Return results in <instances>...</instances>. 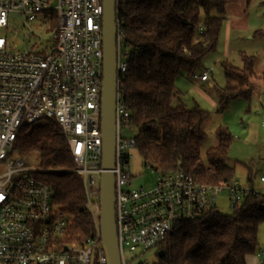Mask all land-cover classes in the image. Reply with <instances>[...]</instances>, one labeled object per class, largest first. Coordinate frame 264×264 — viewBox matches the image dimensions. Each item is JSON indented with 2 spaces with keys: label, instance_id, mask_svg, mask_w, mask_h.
<instances>
[{
  "label": "built area",
  "instance_id": "built-area-1",
  "mask_svg": "<svg viewBox=\"0 0 264 264\" xmlns=\"http://www.w3.org/2000/svg\"><path fill=\"white\" fill-rule=\"evenodd\" d=\"M116 2V75L114 209L120 264L158 249L184 223L215 208L226 192L233 209L250 193L232 178L202 184L176 169L155 174L151 188L129 189V150H135L129 111L119 95L126 56L119 33ZM102 0H0V264H107L100 247L99 181L102 160L100 92L102 83ZM35 24L43 35L23 34L22 47L9 44L8 23ZM202 32V25L197 27ZM14 35L16 31L14 30ZM209 71L191 76L207 82ZM60 127L82 182L83 211L93 234H69L70 219L53 202L40 176L50 170L11 159L16 138L47 120ZM264 126V124H263ZM259 181L264 183V177ZM158 252V251H157Z\"/></svg>",
  "mask_w": 264,
  "mask_h": 264
},
{
  "label": "trees",
  "instance_id": "trees-1",
  "mask_svg": "<svg viewBox=\"0 0 264 264\" xmlns=\"http://www.w3.org/2000/svg\"><path fill=\"white\" fill-rule=\"evenodd\" d=\"M226 0H119L117 21L126 56V70L119 77V95L129 111L134 128L135 151L144 165L161 174L179 169L195 181L218 185L234 178L235 163L229 158L233 136L219 125L216 143L200 157L205 138L202 130L209 113L181 102L176 80L180 72L191 76L203 69L202 61L216 49ZM264 5V0L262 2ZM202 32L198 33V25ZM264 37V31L255 32ZM242 69L221 63L225 86L218 91L219 109L229 101L248 98L252 59L241 54ZM205 72V71H203ZM177 100L180 105L173 107ZM36 151L37 167L50 170L40 176L52 199L69 219V234L79 240L93 234V224L84 214L83 186L72 173L73 162L60 127L49 119L20 134L13 150ZM247 181L251 172L247 170ZM251 189V187H250ZM264 226V196L248 194L223 215L215 208L184 223L160 247L155 264H246V257L260 252L257 227ZM264 264V263H261Z\"/></svg>",
  "mask_w": 264,
  "mask_h": 264
},
{
  "label": "rangeland",
  "instance_id": "rangeland-1",
  "mask_svg": "<svg viewBox=\"0 0 264 264\" xmlns=\"http://www.w3.org/2000/svg\"><path fill=\"white\" fill-rule=\"evenodd\" d=\"M263 0H226L224 20L222 22L216 49L210 52L202 61L203 69L199 72L209 71L207 82L190 81L185 73L180 72L176 80L180 91V99L187 109H193L197 104L209 113L203 124L205 138L200 146V157L205 162V151L214 146L216 138L215 129L219 125H226L233 140L229 147V158L235 163L234 179L240 187L250 188L264 196V183L259 181L264 177V37L255 35L257 31H264V5ZM20 18L11 17L8 23L9 44L22 47L23 34L33 37L43 35L40 28L30 24L27 28H20ZM14 30L16 31L14 35ZM241 54L252 59V77L249 88H245L248 98L237 97L229 101L226 108L219 109L218 91L225 86L224 73L221 63L228 62L238 69H242ZM219 57V60H215ZM180 103L174 100L173 107ZM31 129L25 128L22 134L26 135ZM134 135V132H127ZM128 171L131 176L129 189L151 188L155 183V174L144 165L140 155L135 150H129ZM11 159L22 158L32 167H37L38 154L36 151L18 152L12 150ZM38 168V167H37ZM251 172V181H247L248 172ZM215 207L223 215L231 213L226 192L219 193L215 198ZM257 242L260 251L264 252V226L259 223L257 227ZM154 249L143 256L133 258L128 264H155L157 251Z\"/></svg>",
  "mask_w": 264,
  "mask_h": 264
},
{
  "label": "water",
  "instance_id": "water-1",
  "mask_svg": "<svg viewBox=\"0 0 264 264\" xmlns=\"http://www.w3.org/2000/svg\"><path fill=\"white\" fill-rule=\"evenodd\" d=\"M102 83L100 92V131L102 160L99 181L100 247L107 264H120L114 209V145L115 103L117 94L116 75V2L102 0ZM162 257V251L157 252Z\"/></svg>",
  "mask_w": 264,
  "mask_h": 264
},
{
  "label": "crops",
  "instance_id": "crops-1",
  "mask_svg": "<svg viewBox=\"0 0 264 264\" xmlns=\"http://www.w3.org/2000/svg\"><path fill=\"white\" fill-rule=\"evenodd\" d=\"M215 60H219V57H217ZM176 87H177V84H176ZM245 260H246V264H261V263H264V252H263V250H261L256 255L247 256Z\"/></svg>",
  "mask_w": 264,
  "mask_h": 264
}]
</instances>
